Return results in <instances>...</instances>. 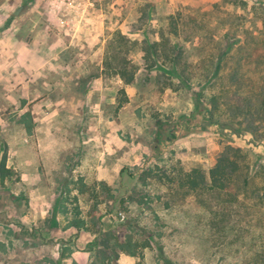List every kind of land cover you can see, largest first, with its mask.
<instances>
[{
  "label": "rangeland",
  "instance_id": "rangeland-1",
  "mask_svg": "<svg viewBox=\"0 0 264 264\" xmlns=\"http://www.w3.org/2000/svg\"><path fill=\"white\" fill-rule=\"evenodd\" d=\"M9 19L47 51L0 101V264H264V0H12ZM237 150L231 196L182 185Z\"/></svg>",
  "mask_w": 264,
  "mask_h": 264
},
{
  "label": "trees",
  "instance_id": "trees-1",
  "mask_svg": "<svg viewBox=\"0 0 264 264\" xmlns=\"http://www.w3.org/2000/svg\"><path fill=\"white\" fill-rule=\"evenodd\" d=\"M158 46L159 42L147 44V47L144 49L145 55L147 56L146 59H148L150 56L152 57L157 53ZM175 59L173 58L174 61ZM120 75L121 78L123 77V79H125L126 84L131 83L134 79L133 76L131 77L128 75L127 78H125L126 74H124L123 71L120 72ZM234 153L235 156H233L232 158L229 157L226 153L220 155L215 165L210 169L207 179L200 171L196 169L184 174L183 179H181L182 185L188 187L193 191L200 188H205L207 190H212L231 196L234 190V179L241 170V164L235 159V157H237L236 153H239V151ZM9 174H11V170L6 166V158L2 156L0 159V182L2 183L3 179L6 178ZM251 182L252 180L247 174L242 179V185L240 186V189H248ZM262 203L264 205V195L262 198ZM104 246L108 248L107 243H105ZM115 249H119L123 253H126L130 256H135L137 254V246L136 244H132L130 240H126L121 244H117V246L113 248L112 253L115 255V258H117L118 252Z\"/></svg>",
  "mask_w": 264,
  "mask_h": 264
},
{
  "label": "crops",
  "instance_id": "crops-1",
  "mask_svg": "<svg viewBox=\"0 0 264 264\" xmlns=\"http://www.w3.org/2000/svg\"><path fill=\"white\" fill-rule=\"evenodd\" d=\"M11 2L12 0H0V26L5 25L0 28V101L7 105L11 101L8 96L9 91H14L16 87L21 85H30V82L26 80L27 73L25 69L31 67V53L40 50V53L46 54L47 51L46 48L42 49L41 45L31 46L17 40V28L13 21L10 22L9 19ZM26 61H28L29 67ZM120 263L134 264V260L124 256L120 259Z\"/></svg>",
  "mask_w": 264,
  "mask_h": 264
},
{
  "label": "water",
  "instance_id": "water-1",
  "mask_svg": "<svg viewBox=\"0 0 264 264\" xmlns=\"http://www.w3.org/2000/svg\"><path fill=\"white\" fill-rule=\"evenodd\" d=\"M19 13V10H17L16 12H15V14L17 15Z\"/></svg>",
  "mask_w": 264,
  "mask_h": 264
}]
</instances>
